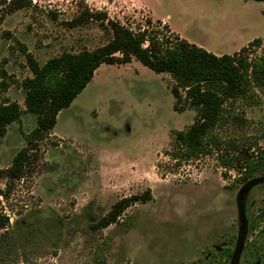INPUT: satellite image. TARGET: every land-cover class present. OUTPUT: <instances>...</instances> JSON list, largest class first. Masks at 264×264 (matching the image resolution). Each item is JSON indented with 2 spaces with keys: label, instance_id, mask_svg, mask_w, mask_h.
<instances>
[{
  "label": "rangeland",
  "instance_id": "rangeland-1",
  "mask_svg": "<svg viewBox=\"0 0 264 264\" xmlns=\"http://www.w3.org/2000/svg\"><path fill=\"white\" fill-rule=\"evenodd\" d=\"M10 1L0 0V105L23 110L0 137V216L8 219L0 264H264V178L246 186L232 170L222 178L215 153L174 165L172 133L196 111L173 109L169 74L134 58L100 65L50 134L32 143L36 116L24 111L21 87L32 76L26 53L42 65L104 45L112 36L104 15L134 31L150 21L220 56L264 40V1L30 0L9 11ZM243 109L246 126L223 134L264 127V101ZM24 147L23 177L9 182L3 171ZM147 189L152 201L90 229L121 198Z\"/></svg>",
  "mask_w": 264,
  "mask_h": 264
},
{
  "label": "trees",
  "instance_id": "trees-1",
  "mask_svg": "<svg viewBox=\"0 0 264 264\" xmlns=\"http://www.w3.org/2000/svg\"><path fill=\"white\" fill-rule=\"evenodd\" d=\"M30 7V0H12L8 10ZM104 18L112 36L94 50L65 52L42 65L26 53L32 76L21 82L24 111L36 116V126L28 143L50 134L58 113L70 106L100 65L126 64L134 58L155 73L171 76L173 84L169 89L174 97L175 111H196L190 125L172 133L171 151L167 154L176 167L215 153L224 170L222 178H226L230 170L237 174L236 181L245 186L257 183L253 180L259 177L264 178V127L256 129L251 136H227L221 132L226 126H246L243 108L264 101V47L258 55L249 56V52L260 48L264 40L254 38L231 55L217 56L178 35H164L150 29V21L147 27L134 31L119 21L105 15ZM21 114L16 102L6 101L0 105V137ZM29 149L24 147L18 151L11 166L3 171L9 182L23 177ZM152 200L150 189L121 198L105 216L90 225V229L98 231L115 224L128 207ZM7 222V217L0 216V229L5 228Z\"/></svg>",
  "mask_w": 264,
  "mask_h": 264
},
{
  "label": "crops",
  "instance_id": "crops-1",
  "mask_svg": "<svg viewBox=\"0 0 264 264\" xmlns=\"http://www.w3.org/2000/svg\"><path fill=\"white\" fill-rule=\"evenodd\" d=\"M158 20V19H157ZM160 21H162V22H164L165 20L164 19H159ZM180 36V35H179ZM263 37V36H262ZM261 37V38H262ZM180 38H182V37H180ZM199 47H201V46H199ZM218 55V54H217ZM97 70V69H96ZM23 110V109H22Z\"/></svg>",
  "mask_w": 264,
  "mask_h": 264
}]
</instances>
